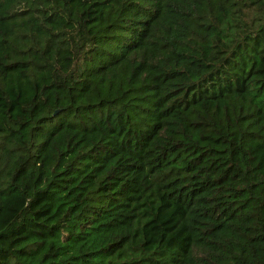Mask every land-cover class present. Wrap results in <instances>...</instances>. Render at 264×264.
Masks as SVG:
<instances>
[{"label": "trees", "instance_id": "trees-1", "mask_svg": "<svg viewBox=\"0 0 264 264\" xmlns=\"http://www.w3.org/2000/svg\"><path fill=\"white\" fill-rule=\"evenodd\" d=\"M0 264H264V0H0Z\"/></svg>", "mask_w": 264, "mask_h": 264}]
</instances>
